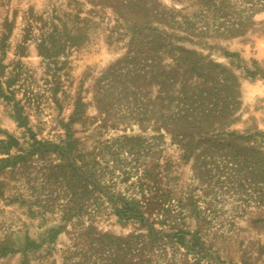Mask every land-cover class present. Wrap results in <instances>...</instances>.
Listing matches in <instances>:
<instances>
[{
  "label": "rangeland",
  "instance_id": "rangeland-1",
  "mask_svg": "<svg viewBox=\"0 0 264 264\" xmlns=\"http://www.w3.org/2000/svg\"><path fill=\"white\" fill-rule=\"evenodd\" d=\"M0 264H264V0H0Z\"/></svg>",
  "mask_w": 264,
  "mask_h": 264
}]
</instances>
